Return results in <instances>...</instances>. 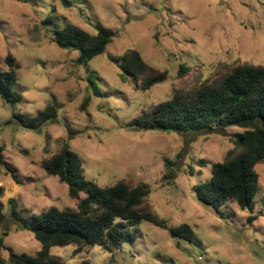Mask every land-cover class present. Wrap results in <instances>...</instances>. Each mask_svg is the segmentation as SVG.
Segmentation results:
<instances>
[{"label": "rangeland", "instance_id": "374dc122", "mask_svg": "<svg viewBox=\"0 0 264 264\" xmlns=\"http://www.w3.org/2000/svg\"><path fill=\"white\" fill-rule=\"evenodd\" d=\"M71 1L68 9L60 0H0V67L7 70L5 58L15 57V89L23 96L17 106L0 98V145L4 163L14 172L0 166L4 245L28 255L41 249L11 217L13 203L24 216L77 207L68 187L41 167L66 144L82 160L87 179L100 187L121 181L150 185L154 212L171 228L189 225L194 238L189 242L142 222L132 228L135 242L118 250L54 247L52 254L64 264H264V166L257 169L253 224L247 221L251 214L237 205L225 204L221 215L195 196L197 184L210 179L212 166L236 149L240 128L180 135L125 126L169 99L175 88L199 84L241 63L264 65V0ZM47 19L53 24L45 25ZM96 24L116 33L105 54L88 67L95 88L106 97L93 95L87 69L77 64L78 53L53 41L55 28L74 25L93 34ZM131 49L168 72L169 80L148 92L137 90L115 63ZM182 66L190 70L186 75ZM87 96L91 102L84 110ZM53 102L58 118L40 132L8 125L14 111L35 117ZM0 257L7 261L9 253L0 248Z\"/></svg>", "mask_w": 264, "mask_h": 264}, {"label": "trees", "instance_id": "16d2710c", "mask_svg": "<svg viewBox=\"0 0 264 264\" xmlns=\"http://www.w3.org/2000/svg\"><path fill=\"white\" fill-rule=\"evenodd\" d=\"M60 2L68 9L73 6L71 0ZM44 24L52 25V19H47ZM115 37L114 31L97 24L93 34L74 25L53 29V41L60 49L78 53L77 64L87 69L89 84L97 97L106 96L95 88L88 67L92 60L105 54ZM4 63L7 70L0 67V98L6 104L20 105L23 96L15 89L19 66L12 54L7 55ZM115 63L122 77L131 80L142 92H148L170 78L168 72L150 66L134 49L128 50ZM182 70L185 75L190 71L184 66ZM90 102L91 96H87L84 110ZM58 109L53 102L35 117L14 111L8 125L16 123L25 130L40 132L57 120ZM126 125L144 133L180 135L240 128L242 133L236 137V149L228 152L223 162L212 166L210 179L197 184L195 196L217 214L223 215L221 209L225 204H234L251 214L248 224L257 221L253 214L254 199L260 189L257 169L264 166V65L241 63L219 70L199 84L175 88L169 99L143 111ZM3 153L4 147L0 145V166L14 174L4 163ZM201 164L206 165L205 162ZM41 167L49 177L58 178L68 187L69 197L76 200L77 207L63 210L52 207L39 215L24 216L13 203L11 217L20 230L33 234L41 249L34 255L19 254L0 239V248L9 253L7 261L0 257V264H64L61 257L52 254L54 247L74 246L78 251L87 252L95 246L106 251L118 250L124 244L135 242L132 228L142 222L193 242L194 232L189 225L171 228L154 212L148 201L152 193L148 184L133 187L121 181L100 187L87 179L82 160L66 144L60 152L42 161ZM13 178L18 180L15 175Z\"/></svg>", "mask_w": 264, "mask_h": 264}, {"label": "water", "instance_id": "95a60500", "mask_svg": "<svg viewBox=\"0 0 264 264\" xmlns=\"http://www.w3.org/2000/svg\"><path fill=\"white\" fill-rule=\"evenodd\" d=\"M218 133L220 132H224V131H219V130H216ZM3 218V214H2V207L0 205V220Z\"/></svg>", "mask_w": 264, "mask_h": 264}]
</instances>
